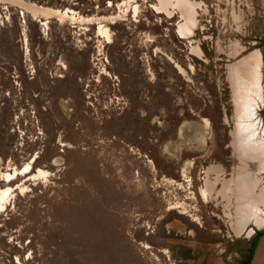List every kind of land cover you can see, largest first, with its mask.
<instances>
[{
    "label": "rangeland",
    "instance_id": "1",
    "mask_svg": "<svg viewBox=\"0 0 264 264\" xmlns=\"http://www.w3.org/2000/svg\"><path fill=\"white\" fill-rule=\"evenodd\" d=\"M244 61L259 121L237 130ZM193 111L213 132L180 181L165 147ZM257 132L264 0H0V264H248ZM239 189L251 207L234 232Z\"/></svg>",
    "mask_w": 264,
    "mask_h": 264
},
{
    "label": "crops",
    "instance_id": "2",
    "mask_svg": "<svg viewBox=\"0 0 264 264\" xmlns=\"http://www.w3.org/2000/svg\"><path fill=\"white\" fill-rule=\"evenodd\" d=\"M241 62V60L239 61ZM238 62V64H239ZM251 61H244L243 63H240L238 66V77L237 79H239L237 82H234V86L233 88L235 90L237 89H241L242 87L244 88V95H245V99L242 101L243 106L245 111H243V113H241V115H238V121L239 124L237 127V130H242L245 129V127H247L248 122L251 125L252 123L249 121V119L251 121L256 120V123H258V116L256 114L257 110H258V105L255 107V111L254 109L250 110L251 105V99L253 101H257V95L259 97V99H261V88L259 87V77L256 75V78H254V82H252L251 76H250V69H251ZM232 66H236V64L232 65ZM232 68V67H231ZM231 69H229L228 73V79L227 83L229 84V89L231 88L232 90V80L230 79L231 77ZM231 81V82H230ZM257 84L256 88L257 90H250V87L252 86V84ZM248 85V87H247ZM241 86V88H240ZM249 89V90H248ZM193 115L195 116V118L193 119H189V120H185L184 122L180 123L176 130L174 135L171 137L170 141L168 142V146L165 147V151L167 152V154L169 155V160H170V164L171 166L174 168V173L180 178L181 181V169H180V165H185L186 162V153L189 152L191 154H193V158L192 161L194 163H197L196 161H198V159H202V155H203V151H202V145L204 143H206V141L209 140V137L207 138L208 135V129L209 131L213 132L212 129V122L209 119H204L202 118L198 113H196L195 111H193ZM235 115L237 116V113H235ZM197 117V118H196ZM255 123V121H254ZM253 123V124H254ZM251 136V135H250ZM252 140H255L256 138L258 139V137H261L258 135L257 133H254L251 136ZM263 139L261 138L260 140H255L252 141L254 142V146H256L257 144H264V142H260ZM207 144V143H206ZM250 145V143H247ZM189 149V150H186ZM263 151H264V145H263ZM190 154V155H191ZM214 154V159L215 161L217 160V158L215 156H217L216 152L213 153ZM255 155V154H253ZM257 159V153L254 157H251V162L253 168L250 166L248 167V170L246 169V166L243 164V167L240 168L239 171H235L234 173V177L231 179V181L233 182V185L236 186L237 185V181L239 178H241L242 175L247 174L248 172H252L254 169V163L256 162ZM191 163V162H189ZM199 163H201L199 161ZM175 168H176V172H175ZM221 167L220 166H212L211 169H213V172H219V169ZM179 170V171H178ZM255 171V170H254ZM183 172V171H182ZM180 173V174H179ZM174 174V175H175ZM240 176V177H239ZM175 177V176H173ZM213 181H211L212 183H210L209 181L207 182V191L211 192L212 191V185L213 187L215 186V181L217 180V178H212ZM237 182V183H236ZM209 184V185H208ZM226 187V186H225ZM225 187L223 188V190L225 189ZM203 190V191H202ZM203 194H206V191H204V184L202 186V189L200 191V196H202ZM238 195L240 196V208L237 210V214H239L238 218L236 219V222L233 224V226L231 227V229L234 230V232L238 231V230H242V228L245 226L244 222L246 219V212L247 209H249L250 203L248 204L247 202L243 203L242 201L245 199L244 197H242V191L239 189ZM262 197H264V190L262 191ZM202 198V197H201ZM243 203V204H242ZM243 214V215H242ZM258 220V219H257ZM260 221V220H258ZM256 221V222H258Z\"/></svg>",
    "mask_w": 264,
    "mask_h": 264
},
{
    "label": "water",
    "instance_id": "3",
    "mask_svg": "<svg viewBox=\"0 0 264 264\" xmlns=\"http://www.w3.org/2000/svg\"><path fill=\"white\" fill-rule=\"evenodd\" d=\"M248 264H264V232L259 237Z\"/></svg>",
    "mask_w": 264,
    "mask_h": 264
},
{
    "label": "trees",
    "instance_id": "4",
    "mask_svg": "<svg viewBox=\"0 0 264 264\" xmlns=\"http://www.w3.org/2000/svg\"><path fill=\"white\" fill-rule=\"evenodd\" d=\"M255 245H256V243L253 245V248H252V250H251V255H252V253H253V250H254Z\"/></svg>",
    "mask_w": 264,
    "mask_h": 264
},
{
    "label": "flooded vegetation",
    "instance_id": "5",
    "mask_svg": "<svg viewBox=\"0 0 264 264\" xmlns=\"http://www.w3.org/2000/svg\"><path fill=\"white\" fill-rule=\"evenodd\" d=\"M17 183L19 184L18 180H17L13 185H15V184H17Z\"/></svg>",
    "mask_w": 264,
    "mask_h": 264
},
{
    "label": "bare ground",
    "instance_id": "6",
    "mask_svg": "<svg viewBox=\"0 0 264 264\" xmlns=\"http://www.w3.org/2000/svg\"><path fill=\"white\" fill-rule=\"evenodd\" d=\"M243 215V214H242Z\"/></svg>",
    "mask_w": 264,
    "mask_h": 264
}]
</instances>
